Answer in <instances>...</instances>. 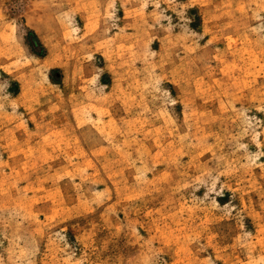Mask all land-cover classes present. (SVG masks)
I'll list each match as a JSON object with an SVG mask.
<instances>
[{
  "label": "rangeland",
  "instance_id": "374dc122",
  "mask_svg": "<svg viewBox=\"0 0 264 264\" xmlns=\"http://www.w3.org/2000/svg\"><path fill=\"white\" fill-rule=\"evenodd\" d=\"M0 264H264V0H0Z\"/></svg>",
  "mask_w": 264,
  "mask_h": 264
}]
</instances>
